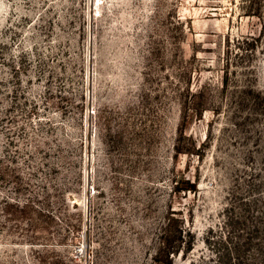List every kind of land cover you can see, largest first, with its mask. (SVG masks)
<instances>
[{
    "label": "rangeland",
    "instance_id": "374dc122",
    "mask_svg": "<svg viewBox=\"0 0 264 264\" xmlns=\"http://www.w3.org/2000/svg\"><path fill=\"white\" fill-rule=\"evenodd\" d=\"M0 264H264V0H0Z\"/></svg>",
    "mask_w": 264,
    "mask_h": 264
}]
</instances>
